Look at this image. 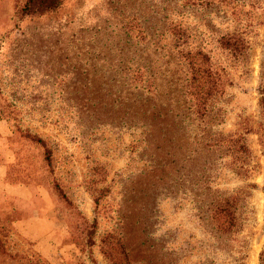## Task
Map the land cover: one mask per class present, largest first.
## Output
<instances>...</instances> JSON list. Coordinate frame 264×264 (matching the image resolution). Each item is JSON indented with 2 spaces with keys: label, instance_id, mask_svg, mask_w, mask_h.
<instances>
[{
  "label": "rangeland",
  "instance_id": "374dc122",
  "mask_svg": "<svg viewBox=\"0 0 264 264\" xmlns=\"http://www.w3.org/2000/svg\"><path fill=\"white\" fill-rule=\"evenodd\" d=\"M24 3L0 0V187L14 194L0 190V264H118L110 243L119 238L133 264H260L264 0H65L55 13L22 18ZM234 35L249 42L250 62L222 45ZM199 50L225 82L215 107L222 122L212 132L254 130L247 180L228 159L214 171L207 157L185 164L180 146L168 161L118 111L132 58L182 73L178 53ZM194 118L181 131L191 156L203 135ZM22 132L47 142L52 172L44 149ZM214 189L245 197L244 227L232 242L213 234Z\"/></svg>",
  "mask_w": 264,
  "mask_h": 264
},
{
  "label": "trees",
  "instance_id": "16d2710c",
  "mask_svg": "<svg viewBox=\"0 0 264 264\" xmlns=\"http://www.w3.org/2000/svg\"><path fill=\"white\" fill-rule=\"evenodd\" d=\"M64 1L25 0L20 14L22 18L42 17L60 10ZM179 34L178 32L177 35ZM221 42L224 48L231 51L234 56L241 58L245 63L250 62L251 46L247 40L234 35L223 37ZM134 55L141 57L135 52ZM177 56H180L185 64L183 67L185 70L182 73L177 67L167 69L164 68L165 65H155L152 62L144 64L132 58V67L127 68V72L131 74L128 78L130 87L126 89V94L123 95V92H120L118 111L129 115L131 127L142 129L141 140L149 148H154L157 152L162 151L168 156V161L175 155V149L180 146L179 149L185 153L183 160L185 164H189L192 159L195 164L202 165V161L207 157L214 171L221 160L228 159L227 165L232 171L239 178L247 180L250 176L249 168L252 158L247 135L254 132L253 128L247 124L242 134L223 135L218 131L213 133L212 126L222 122L219 114L215 112V107L224 92L223 77L218 70L214 69L209 55L201 50L196 53L180 51ZM116 83L120 89L125 87V82L121 80ZM257 91L264 116V60L261 64ZM101 103L104 106V101ZM193 116L200 122L203 135L198 137L200 139H194V142H191V146H195L193 151L189 152L193 155L191 156L185 149L190 136L187 137L181 131L184 129L186 120ZM119 117L124 119L125 115ZM259 127L264 130V122L260 123ZM22 136L44 149V161L52 172L53 151L47 142L30 132H22ZM157 155L160 157V153ZM159 162H164V159L161 158ZM204 167L203 165L201 169ZM55 189L63 199L67 200V195L59 184H55ZM209 193L211 200L208 207L211 212L213 234L219 240L232 242L244 227L242 203L245 197L240 192L225 194L218 189L210 190ZM110 247L122 256V258L117 256L115 259L118 264H133L123 239L119 238L113 244L110 243ZM1 249L3 245L0 240ZM260 264H264V250L260 254Z\"/></svg>",
  "mask_w": 264,
  "mask_h": 264
},
{
  "label": "crops",
  "instance_id": "0c3cea01",
  "mask_svg": "<svg viewBox=\"0 0 264 264\" xmlns=\"http://www.w3.org/2000/svg\"><path fill=\"white\" fill-rule=\"evenodd\" d=\"M5 177H6V173L4 172V174L2 173V175H0V185H3L4 184V182H5ZM2 189V192L4 193V194H6V195H9L10 197H12V196H14V194L13 193H11V192H6L5 190H7V189H4L3 187H0V190Z\"/></svg>",
  "mask_w": 264,
  "mask_h": 264
}]
</instances>
